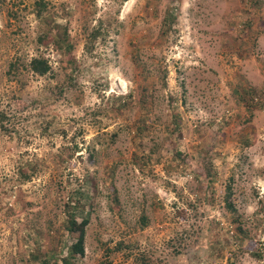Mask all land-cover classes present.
<instances>
[{
	"label": "rangeland",
	"instance_id": "1",
	"mask_svg": "<svg viewBox=\"0 0 264 264\" xmlns=\"http://www.w3.org/2000/svg\"><path fill=\"white\" fill-rule=\"evenodd\" d=\"M78 197L74 264H264V0H0V264Z\"/></svg>",
	"mask_w": 264,
	"mask_h": 264
},
{
	"label": "trees",
	"instance_id": "2",
	"mask_svg": "<svg viewBox=\"0 0 264 264\" xmlns=\"http://www.w3.org/2000/svg\"><path fill=\"white\" fill-rule=\"evenodd\" d=\"M255 2L257 0H254ZM258 6V4L256 5ZM44 10V7L41 6V4L37 5V11H36V16L39 17L40 21H45V17L42 16L43 13H41ZM171 20H172V13L171 12H164V15L161 19V26H160V30L162 33H165L166 31L169 30V28L165 29V26L168 24H171ZM57 29V25L55 26H49V34L50 37L49 40L51 42H53L54 44H56L57 46L61 47L63 49L62 52H65V57H66V61L68 63H71V59L73 58L70 55L72 46L69 43H64L65 38H61V36L58 38L59 36V32L56 31ZM61 34H64V31H62ZM96 35V32L91 33V38H94ZM67 37V36H65ZM91 38H88V41L85 43V47H87V45H89V42H91ZM14 65L15 68V64ZM11 65V66H12ZM21 66L24 65L22 64ZM25 68L28 71H31L33 74L35 75H44L48 70H49V65L46 61V59H44L41 56L38 55H32L30 56L27 60H26V65ZM17 69V68H16ZM252 89H250L251 91ZM250 91H246L245 94H250L249 96V100L251 101L253 99V95H251ZM253 93V90H252ZM256 100L260 101L261 98L258 97ZM245 103V101H244ZM247 108H250V105H246ZM26 168H22L19 170V176L21 180H28L31 177V174L29 171H26ZM80 198L82 197H78L77 201H66L63 205V209H62V219H61V225L63 228V231L65 230V232L67 234H74V237H72V240L70 241L69 244H65V254L63 256H57L56 253L59 251H56V249H48V251L46 250V252H43L44 256H40V251L37 247V245L35 244V246L32 245V250L33 251L30 256L36 260L39 259V261H37V264H50V260H54L53 262L56 263L57 260H59L60 264H74L73 263V259H75L76 257H79L83 254V249H84V230L85 227L88 223V217L86 214L82 213L80 208ZM226 205L228 206V208H230L231 204L228 202H226ZM142 222L144 223L143 217H141ZM51 227H48L47 229H50ZM36 250H38V253L36 252ZM227 264H233L232 261H228Z\"/></svg>",
	"mask_w": 264,
	"mask_h": 264
}]
</instances>
